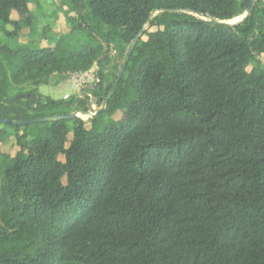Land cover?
<instances>
[{"label": "trees", "instance_id": "16d2710c", "mask_svg": "<svg viewBox=\"0 0 264 264\" xmlns=\"http://www.w3.org/2000/svg\"><path fill=\"white\" fill-rule=\"evenodd\" d=\"M33 1L0 0L4 37L18 39ZM251 3L68 0L66 39L81 48L0 45V118L87 112L88 94L103 109L29 140L32 125L0 128V143L20 146L0 150V264H264L262 0L228 24ZM94 64L99 82L82 98L37 89ZM10 79L34 88L11 96Z\"/></svg>", "mask_w": 264, "mask_h": 264}, {"label": "rangeland", "instance_id": "374dc122", "mask_svg": "<svg viewBox=\"0 0 264 264\" xmlns=\"http://www.w3.org/2000/svg\"><path fill=\"white\" fill-rule=\"evenodd\" d=\"M257 1L258 0H255L254 5L257 3ZM67 3L68 0H34L30 6L32 15L30 22L27 23L29 25L19 32L18 39L9 36L4 37L2 30H0V45H8L12 48H16L18 46L56 47L57 42L63 39L60 46L61 51L81 48V45H74L70 38L66 39L68 37L67 35H70L69 32L73 25L70 19L76 17L75 12L68 10ZM262 4L264 6V0H262ZM82 15L87 21H90L89 14L86 9L82 10ZM22 19L23 17L19 16L17 13L12 15V20L20 21ZM99 29V34L101 36L106 34L105 28L103 26H101ZM6 30L12 32L15 30V28L14 26H7ZM144 39H146V37ZM124 49V45L120 44L119 42H115L114 54H121ZM260 59L264 62L263 57H260ZM248 70L250 71L251 68ZM105 71L107 74V81L112 80L116 71L115 64L109 65ZM98 82V65L94 64L88 71L73 72L67 80L61 83H57L53 80L49 85L41 84L37 87V89L43 96H48L54 100H70L72 98L76 99L84 97L86 93H89L88 89L96 85ZM8 83L10 88L9 95L11 96L17 94L26 95L34 88V86L31 84L16 85L11 81V79ZM88 96L92 101L90 112L93 116L100 112L102 107L98 109V106L96 105V99L93 98V96L91 97L90 94H88ZM115 118H117L116 120L121 119V113L116 114ZM46 125H48V123L32 125L28 129L30 133L28 140L34 136L33 132L39 131L40 128H45ZM0 126V128L5 126L4 128L7 129L8 132H11V129H9L6 125ZM0 150L3 154H9L10 156L14 157L20 150V146L18 145L15 136L12 135L8 138V140H6V142L0 143ZM60 160L62 161L63 159L60 158Z\"/></svg>", "mask_w": 264, "mask_h": 264}, {"label": "water", "instance_id": "95a60500", "mask_svg": "<svg viewBox=\"0 0 264 264\" xmlns=\"http://www.w3.org/2000/svg\"><path fill=\"white\" fill-rule=\"evenodd\" d=\"M255 0H252L251 6L248 9L247 13L242 16V17H238L234 20H232L230 23H228L231 26L237 25L242 23L249 15V13L251 12L253 5H254ZM144 30H142L137 36L136 38L132 41L128 52L125 56V60H124V65L120 70V74L118 76V79L116 80V82L114 83V86L112 88V90L110 91V93L108 94L104 104H106L109 100V98L114 94L115 90L118 87L119 81L123 76L125 67L127 65V62L132 54V51L137 43V41L143 36ZM103 109L100 111L102 112ZM100 112H98L97 114L93 115V116H97ZM84 117H91L92 113L90 111L87 112H77V113H73V114H69V115H55V116H47V117H42V118H35V119H31V120H24V121H14V120H9V119H4V118H0V125H6V124H11L13 126H26V125H33V124H39V123H47V122H52V121H56V120H69V119H78L81 118V116Z\"/></svg>", "mask_w": 264, "mask_h": 264}]
</instances>
